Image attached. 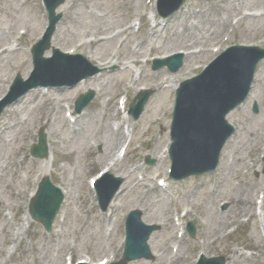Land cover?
<instances>
[{
    "label": "rangeland",
    "instance_id": "rangeland-1",
    "mask_svg": "<svg viewBox=\"0 0 264 264\" xmlns=\"http://www.w3.org/2000/svg\"><path fill=\"white\" fill-rule=\"evenodd\" d=\"M151 1L154 7L150 9L157 15L158 23L156 28L150 27V32L156 31L153 35L145 33L143 25L138 31L137 25L116 36L141 19L139 12L145 11L147 0H67L59 6L63 17L52 36V47L75 50L104 71L74 87L34 89L2 112L0 264H65L66 255L73 262L119 261L127 215L134 210L144 223L156 225L147 239L155 259L129 264H165L166 259L160 258L161 243L167 245V252L173 249L168 261L179 249L177 264H196L201 254L223 257L224 264H264V233L253 212L255 199L264 194V60L258 65L247 101L227 116L236 133L225 145L215 172L182 181L170 180L171 160L165 152L171 145L174 98L180 83L198 75L228 46L264 48V0H189L183 10L168 19L158 16L157 0ZM229 1L235 5V11L225 15V26L220 31L211 33L223 17V4ZM144 19L136 21L143 24ZM183 25L195 29L196 36L187 38ZM46 26L42 0H0V48L13 47L0 55V99L17 74L24 79L30 76L31 48ZM17 28L27 31L21 40L16 38L20 35ZM106 37L115 38L101 41ZM14 43L17 44L13 46ZM138 43L144 47L135 54L131 49ZM177 53L183 54L179 71L172 73L162 62L156 68L153 66L154 59ZM45 54L51 56L52 51ZM78 73L42 80L74 79ZM159 77L162 84L156 81ZM141 88L151 90L152 94L140 118L130 117V129L137 136L126 157H120L122 161L111 170L123 179V184L103 213L86 179L119 155L117 148L121 143L105 152L115 127L111 118L119 98L127 96L129 108ZM88 91L94 92L92 101L82 112H76L75 102ZM67 92L74 94L63 97ZM161 96H168L166 103H161ZM68 105L74 122L67 116ZM119 115L123 119L121 111ZM155 117L164 119L148 125V118ZM51 118L52 123L47 125L46 120ZM41 129L53 156L51 161L30 152ZM70 152V157L62 156ZM147 158L156 162L150 165ZM45 167L48 172L41 175ZM46 176L65 190L52 232H46L43 224L29 213L30 201ZM159 179H166L167 187H159ZM236 196L247 197L251 204L238 205L234 202ZM178 217L181 222L175 225ZM190 221L194 236L186 229ZM179 234H184L181 239Z\"/></svg>",
    "mask_w": 264,
    "mask_h": 264
},
{
    "label": "water",
    "instance_id": "water-1",
    "mask_svg": "<svg viewBox=\"0 0 264 264\" xmlns=\"http://www.w3.org/2000/svg\"><path fill=\"white\" fill-rule=\"evenodd\" d=\"M63 1L46 0L51 20L49 34L61 16L55 15V8ZM185 1L169 0L168 2L172 5L173 11H176ZM43 49L38 52H36L37 49L34 50L36 62L40 65L45 61L41 59ZM61 58L64 56L56 53L55 63ZM263 59L264 49L250 46L232 47L219 56L200 76L182 84L178 90L172 126L174 144L171 153L174 168L180 174L178 177L201 174L215 169L225 142L234 132V127L227 122L226 116L231 110L243 103L248 96L257 66ZM83 60L84 58H82ZM173 60V58L166 60L165 63H168L170 68L176 71L181 66V62L175 64ZM48 67L50 71L56 69L58 72H65L66 69L70 70L72 66L68 64V68H59L55 64ZM84 76L87 74L82 77ZM93 96L94 93L91 92L82 97L77 105L78 111H81L92 100ZM148 97V94L141 96L140 109L143 108ZM33 152L36 155L47 156L48 148L45 144L44 134L41 135V146L35 148ZM46 184H50L49 178L41 184L31 210L35 218L43 221L46 227H50L51 220L62 198L57 189L52 187L55 193L49 191L50 187L46 190L48 186L45 187ZM118 187L119 182L112 185V191L108 195L107 201L117 191ZM100 196L103 197L101 190ZM35 205H39L47 214L37 213ZM153 229L152 226L143 225L139 212L131 213L128 221L127 255L120 264H127L129 260L141 256L139 250L146 248L147 239ZM191 229L194 231L193 226ZM145 255L147 256L148 253ZM224 262L222 257L204 258L200 264H224Z\"/></svg>",
    "mask_w": 264,
    "mask_h": 264
},
{
    "label": "bare ground",
    "instance_id": "bare-ground-1",
    "mask_svg": "<svg viewBox=\"0 0 264 264\" xmlns=\"http://www.w3.org/2000/svg\"><path fill=\"white\" fill-rule=\"evenodd\" d=\"M223 7H224V9H223V17H221V19L217 22V24L213 27V28H211V33H215V32H218V31H220L224 26H225V22H226V19L224 18L225 17V15H227L228 13H230V12H234L235 11V5H233V3L231 2L230 3V1L229 2H226L225 4H223ZM141 25V24H140ZM182 27H184V29H186V32H185V36H187V38H193V37H195L196 36V34H197V31L195 30V29H192V28H190L189 26H187V25H183ZM187 27V28H186ZM19 30V28H17V30L16 31H18ZM126 31H128V29L127 30H125L124 32H126ZM144 32L145 33H147V32H149V23L148 22H145V24H144ZM173 37V40H176L175 39V35H173L172 36ZM186 38V37H185ZM2 39V37H0V40ZM102 44H106V43H102ZM143 47L144 46H142L141 45V43H138L135 47H134V49H131V51L133 52V53H135V54H137V53H139V51H141L142 49H143ZM139 49V50H138ZM4 52H6V50H3V51H0V55H2ZM139 57V56H138ZM72 65L74 66V67H76V66H80V64L78 63V62H74V63H72ZM156 81H158L159 83H160V81H161V78L159 77V78H157V80ZM86 85V87L88 86L87 84H85ZM84 87V86H83ZM82 89H84V88H82ZM81 90V89H80ZM76 92H78V89L76 90ZM69 94H74L73 92H67L66 94H64V95H62L63 97H65V95H69ZM167 98H168V96H165V97H163V96H161L160 97V101H161V103H166V101H167ZM163 106V105H162ZM164 107V106H163ZM103 108L105 109V110H107L108 108L106 107V106H103ZM120 109V108H119ZM117 111H118V108H117ZM105 114V113H104ZM166 117V115H164V118ZM164 118H162L161 117V119H160V121L161 120H163ZM149 120H148V125H154V123L155 122H158L159 121V119H156V118H148ZM52 121H53V119L51 118V119H48V120H46V124L47 125H49V124H51L52 123ZM129 128H130V126H129ZM122 129V124H120V127L118 128V129H116V132H114L113 134H112V136H110L109 137V146L108 147H106L105 148V152H106V154L107 153H109V151H112V149L115 147V146H117V145H119L121 142H122V138L124 137V136H127V134L126 133H124V132H122V131H120ZM133 129H135V128H133ZM2 135V133H0V136ZM132 136H137L136 134H133V132H132ZM119 143V144H118ZM121 145H122V143H121ZM120 145V146H121ZM120 146H119V148H120ZM52 154V153H51ZM50 154V156H49V158H47L46 160H50L51 161V158L53 157L52 155ZM71 152L70 153H68L67 155L66 154H63L62 156H64V157H70L71 156ZM114 154V153H113ZM115 155V154H114ZM113 157V156H112ZM165 160V159H164ZM118 164V163H117ZM0 169H2V166H0ZM234 169H230V170H228V171H233ZM48 172V170H47V167H45V168H43V170H42V172H41V175H45L46 173ZM230 173V172H229ZM233 172H231V174H232ZM226 174V172L224 173V175ZM224 177H226V176H224ZM234 202H237L238 203V205H240V206H246L247 204H248V202H249V204H251L250 203V200H248L247 199V197L246 198H241L240 196H236L235 197V200H234ZM240 202V203H239ZM249 211H251V210H249ZM252 213V212H251ZM251 213H249V214H251ZM261 219L263 220V222H264V217L261 215ZM158 244V247H159V243H157ZM160 247H161V249L160 250H163V252H162V254H161V257L160 258H165L166 259V262H165V264H177L178 263V261H180V259L178 258L179 257V255H180V251L179 252H177L175 255H174V257H172L171 258V260H169L168 261V257H169V255H171V251L169 250L168 252H167V250H166V248H167V245L165 244V243H161L160 244ZM166 252L168 253L167 254V257H166Z\"/></svg>",
    "mask_w": 264,
    "mask_h": 264
}]
</instances>
